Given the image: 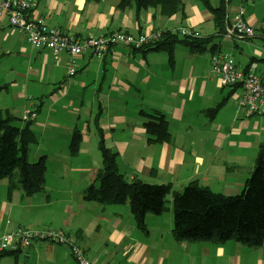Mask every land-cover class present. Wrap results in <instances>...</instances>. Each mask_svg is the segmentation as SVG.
Listing matches in <instances>:
<instances>
[{
	"label": "crops",
	"instance_id": "0c3cea01",
	"mask_svg": "<svg viewBox=\"0 0 264 264\" xmlns=\"http://www.w3.org/2000/svg\"><path fill=\"white\" fill-rule=\"evenodd\" d=\"M28 1L36 3L33 17L69 36L172 31L182 37L181 31L188 30L213 38L201 51L178 44L173 62L164 50L126 46L113 47L103 57L88 51L73 58L34 49L23 33L10 28L7 17L0 18V84L7 87L0 93V110L21 120V127L27 124V111L35 115L29 123L38 141L29 160L45 157L52 169L44 190L30 196L0 181V237L17 229L62 230L76 239L90 264H264V243L256 248L234 240L176 242L170 209L149 214L143 230L129 203L101 205L85 199L103 167L94 151L101 133L108 148L128 156L119 170L127 168L130 179L138 175L148 183L171 185L172 198L193 181L228 196L242 192L264 141V112L250 116L239 108L242 88L223 87L211 60L225 54L241 70L255 67L264 77V0L230 2L226 29L243 8L255 30L248 38L218 35L211 13L197 0H183L184 10L168 18L156 9H120L119 0ZM73 62L76 74L70 76ZM153 111L168 121V142L148 141L142 112ZM75 132L84 138L74 157L69 139ZM86 137L92 138L91 153L84 146ZM0 264L78 261L68 246L40 241L1 256Z\"/></svg>",
	"mask_w": 264,
	"mask_h": 264
},
{
	"label": "trees",
	"instance_id": "16d2710c",
	"mask_svg": "<svg viewBox=\"0 0 264 264\" xmlns=\"http://www.w3.org/2000/svg\"><path fill=\"white\" fill-rule=\"evenodd\" d=\"M197 1L211 13L216 33L226 35L229 15L227 0ZM131 6H135L138 11L156 9L162 17L168 18L182 12L185 4L183 0H119L120 9ZM212 38H201L200 35L181 37L178 33L166 31L159 34L153 43L135 50H164L173 62L178 44L201 51L206 50ZM234 87L242 88L241 84ZM6 88L0 84V93ZM142 114L147 118L145 126L150 136L148 141L168 142L171 134L164 115L159 111ZM15 120L17 119L9 111L0 110V181L6 179L10 191L21 189L30 196L43 191L46 186V159L43 157L38 162L29 160L30 147L37 142V137L31 129L29 119L24 127L15 125ZM82 141L83 135L75 132L70 145L72 156H78ZM99 149L103 167L95 183L85 191V199L101 205L129 203L137 226L145 230L149 214L159 216L168 210V196L173 192L171 185L152 184L145 182L138 175L130 179L122 174L117 164L118 155L107 147L102 133ZM173 208V238L176 242L220 244L234 240L251 247L262 246L264 141L260 145L254 170L241 193L229 196L215 193L200 185L198 181H193L181 192L173 193ZM15 254L17 253L8 252L1 256Z\"/></svg>",
	"mask_w": 264,
	"mask_h": 264
},
{
	"label": "built area",
	"instance_id": "2783aa9c",
	"mask_svg": "<svg viewBox=\"0 0 264 264\" xmlns=\"http://www.w3.org/2000/svg\"><path fill=\"white\" fill-rule=\"evenodd\" d=\"M244 2L245 0H240ZM36 3L28 0H0V18L7 17L10 28L23 33L34 49L48 48L55 55L62 52L69 53L73 58L92 51L99 57H103L113 47L126 46L140 49L145 45L153 43L159 34L132 35L124 32H117L105 37L79 38L69 36L59 30L49 28L42 19L32 16ZM182 35L198 36L195 31L182 30ZM226 36L254 37V28L244 18L243 8H240L236 23L227 28ZM214 72L218 75L223 87H234L241 84L242 94L238 100L239 108L248 115L264 112V77L255 73V67L248 71L237 67L234 59L225 54H216L212 57ZM76 69L70 67L69 75L74 76ZM27 111L24 119L28 120L35 115ZM49 242L58 245H65L70 248L72 255L78 264H90L84 250L76 243L72 235L62 230H25L19 229L9 232L0 237V256L8 252H20L33 247L37 242Z\"/></svg>",
	"mask_w": 264,
	"mask_h": 264
},
{
	"label": "rangeland",
	"instance_id": "374dc122",
	"mask_svg": "<svg viewBox=\"0 0 264 264\" xmlns=\"http://www.w3.org/2000/svg\"><path fill=\"white\" fill-rule=\"evenodd\" d=\"M211 62H212V60H211ZM212 68H213V65H212ZM213 72H214V68H213ZM215 73V72H214ZM216 74V73H215ZM218 76V75H217ZM14 124L15 125H18V126H21L22 125V121L21 120H19V121H16L15 120V122H14ZM25 126V125H24ZM23 126V127H24ZM72 138L73 137H71V139H69L70 140V145H71V141H72ZM84 138V137H83ZM91 140H92V138H85V141H84V146H85V148H86V150L88 151V153L90 152H92V144H91ZM37 141H38V139H37ZM99 143H100V140H99ZM106 144V143H105ZM107 144H108V142H107ZM111 146V145H110ZM33 147H34V144H32L31 145V151L33 150L34 152H35V149H33ZM68 147H69V145H68ZM114 149V147L112 146V149L111 150H113ZM68 150V149H67ZM69 151V150H68ZM94 151H95V153H99V156H100V162L102 161V163H103V159H102V154H101V151H100V149H99V144H98V149L97 148H95L94 149ZM70 153H71V150H70ZM79 153H80V151H79ZM32 157H33V153H31V155H30V158L32 159ZM133 158V157H132ZM40 160V157H39V159L36 161V162H38ZM123 161L124 162H126L127 164H128V162H129V160H128V156L127 157H124V155L122 154H120L118 157H117V164L119 165V166H123L124 164H123ZM121 171V170H120ZM51 172H52V169L49 167L48 168V166H47V171H46V176L48 175V181H50L51 180ZM122 173H124L125 175H127V177H130V175H132V173L130 174V173H128V169L127 168H123L122 169V171H121ZM140 177V176H139ZM141 178V177H140ZM167 207H168V210L165 212L166 214H168L169 212V209L171 210V213H173L174 212V208H173V198H172V194L171 195H169L168 196V200H167ZM174 214V213H173ZM174 219V218H173ZM18 230V229H17ZM25 230H30V229H25ZM35 230H40V229H35ZM51 230H54V229H51ZM58 231V230H57ZM1 257V256H0Z\"/></svg>",
	"mask_w": 264,
	"mask_h": 264
},
{
	"label": "water",
	"instance_id": "95a60500",
	"mask_svg": "<svg viewBox=\"0 0 264 264\" xmlns=\"http://www.w3.org/2000/svg\"><path fill=\"white\" fill-rule=\"evenodd\" d=\"M227 7H228V12H229V9H230V0H227Z\"/></svg>",
	"mask_w": 264,
	"mask_h": 264
}]
</instances>
